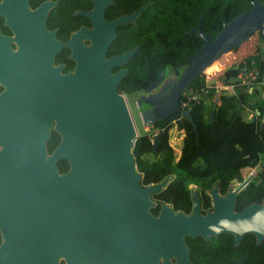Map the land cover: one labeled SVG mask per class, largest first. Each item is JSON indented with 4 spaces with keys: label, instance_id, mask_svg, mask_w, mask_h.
<instances>
[{
    "label": "water",
    "instance_id": "water-1",
    "mask_svg": "<svg viewBox=\"0 0 264 264\" xmlns=\"http://www.w3.org/2000/svg\"><path fill=\"white\" fill-rule=\"evenodd\" d=\"M91 1L93 8L90 11L76 12L89 16L93 27H81L72 34L73 56L76 60L73 71L61 74L58 68L53 69L50 81L42 83L41 86L36 134L38 146L34 150V158L40 164L42 172L35 183L25 186L21 215L25 213L24 218L34 219L33 224L38 226L37 231L42 234V243L39 242L35 248L23 246L22 238H17L14 244L5 239L0 246V254L9 250L10 255L20 263L19 259L30 252L38 256L45 255L44 244L46 242L49 245L55 232L58 238H61L59 241H65L67 218L71 213L67 203L72 195L75 215H78L76 212L79 201L83 200L84 208L89 210L88 214L83 216L84 221L76 220L75 216L72 230L74 241L79 242L80 238H84L87 254H93L97 248V252L101 251L106 241H110V245L105 248L106 252L109 254L114 251V236L109 237L104 225L107 220L116 217L115 209L125 206L133 209L138 227L152 228L154 234L159 235V241L162 240L164 231L169 247L181 246L184 254L173 264H191L184 235L193 238L202 235L208 240L209 233L215 232V224L222 226L220 232L233 234L235 245L239 244L246 233L253 234L256 244H260L264 239V198L261 202L250 203L240 211L235 210L236 193L246 186L253 174L236 188L230 189L224 198L214 195V209L205 216L200 213L196 192L193 193V211L188 216L181 212L172 214L167 205L162 206L158 217L149 213V207L154 206L150 199L151 194L163 188L170 179L165 178L146 187L140 185V174L132 154L138 135L125 97L117 90V84L127 69L111 72V67L125 62L139 47L106 58L108 46L115 37V28L133 21L149 3L129 15L117 17L109 22L104 18V10L113 0ZM54 4L56 2L44 1L31 10L29 0H0V14L5 15L7 21L16 26L15 31L45 35L47 11ZM200 20L201 17L198 24L188 32L197 31L203 42L202 46L180 63L181 66L185 65L181 71L176 69L173 77L165 79L164 72H161L157 81L150 87H158L157 90L140 97L139 104L150 106L141 112L144 124L153 122L155 118L168 117L169 121L178 117L181 112L192 121L190 110L182 111L180 106V98L188 86L214 61L232 52L253 34L257 33L264 39V4L256 0L251 1V7L245 12L228 22L223 20L222 29L214 37L202 32ZM84 36L89 37V45L80 44ZM227 82L240 83V77L230 76ZM248 91H251V88H248ZM215 94L213 108L218 100V92ZM54 119H57L55 129L60 134V142L48 155L45 142L49 138V126ZM158 138L159 135L153 142V148ZM15 154L16 156L11 158L18 160L19 150H15ZM60 159L68 160L72 169L60 174L56 165V161ZM107 199L115 200L116 205L109 209L106 205ZM94 217L107 220L96 222ZM146 238L147 236L143 240ZM78 242L74 243L75 246ZM137 262L138 260L130 259L131 264Z\"/></svg>",
    "mask_w": 264,
    "mask_h": 264
},
{
    "label": "flooded vegetation",
    "instance_id": "flooded-vegetation-1",
    "mask_svg": "<svg viewBox=\"0 0 264 264\" xmlns=\"http://www.w3.org/2000/svg\"><path fill=\"white\" fill-rule=\"evenodd\" d=\"M44 1L56 2L47 11L45 18L47 32L45 35L35 32L15 31L16 26L11 24L10 21H7L5 15L0 14V246L6 240L8 243L12 242L14 244L17 238H22L21 242H24L23 246L27 245L36 248L39 242L42 243V234L37 231L38 226L33 224L34 219L30 217L24 218L25 213L21 215L23 211L21 203L24 199L25 186H28V183L30 185L35 183L38 180V175L42 172L40 164L34 158V150L38 146L36 144L38 141L36 134H38L37 119L40 110L41 86L42 83L50 81L53 75V69L58 68L61 74L73 71L76 60L73 56L72 34L81 27L88 29L93 27L89 16L76 13L77 11H90L93 8V2L91 0H89V6L72 10L70 6L64 2H60V0H29L30 9L34 10ZM115 1L110 2L104 10V18L109 22L117 17L129 15L138 9H133L122 14H118L115 11L112 14L109 13L106 15V9ZM135 3L136 0H130L129 5L133 6ZM146 3H149V7L151 1ZM139 16L134 18L133 21L118 25L115 28V37L108 46L106 58H112L138 46L133 45L120 49L121 47L115 46V41L119 36L126 35L127 33L131 36L130 40L136 39L134 35L137 32V20ZM127 27L129 28L128 30ZM89 43V37L84 36L80 40V44L83 46L89 45ZM257 43L261 47L259 39H257ZM137 50L122 64L111 67V72L115 73L122 68H126L127 74L129 71L127 64L132 60ZM126 74L118 82L117 90L120 94L124 95L127 103L126 98L128 96H134L119 90L120 82ZM166 77L164 73V79ZM150 87L146 89V93L143 95H148L158 88L151 89ZM142 106H144L142 111L150 108L145 103L139 104L140 108ZM180 106L182 111L186 110L182 108L183 105L181 102ZM248 117L251 118L252 115L249 114ZM185 118L188 119L181 112L178 117H174L169 121L167 120L168 117L161 119L155 118L153 122L144 124L141 119L143 124V132L141 134L148 133L151 136L152 149L154 151L157 149L161 136L165 135L166 147L180 152L181 140L185 135V131L179 130L178 124L184 123L183 120ZM188 121L190 120L188 119ZM56 124L57 119H54L49 126L50 135L45 142L48 155L54 151L60 142V134L55 129ZM157 135H159V138L155 148H153V142ZM15 150H19L18 160L11 158L16 156ZM56 165L60 174L72 169L71 163L65 159L57 160ZM261 168L262 165L241 168L240 174L242 180L229 183L227 186L221 182L219 183V181L214 182L211 187L205 189L199 184L188 185V188L192 189L189 210L177 209V205L171 203L169 199L165 201L159 200L157 197L159 192H153L150 199L154 202V206L149 207L148 211L153 217H158L162 206L167 205L170 207L172 214L181 212L185 216H188L193 211V193L196 192L200 213L202 216H205L214 209V195L224 198L230 189L236 188L244 179L252 174L250 173L247 177H243V170L256 169V173L253 174L252 178L254 179ZM137 172L140 174V185L142 187L148 186L143 184V173L138 169ZM125 204L127 205L126 202ZM78 205L76 212L78 215H75L73 212L75 204L72 195L71 200L67 203V206L71 209V213L67 218L65 241H59L61 238L59 239L55 232L52 235V240H50L49 245L46 242L44 244L45 255L38 256L30 252L29 255L22 256L19 259L20 263H18L17 259L10 255V251L6 250L0 254V264H131L130 259L138 260L136 264H173L184 254V251L179 245L177 247H169V242L165 239L167 235L164 231L162 232V240L159 241L157 240L159 235L154 234L152 228L148 229V226L146 229L143 226L138 227L134 217V211L128 206L115 209L116 217L114 219L107 220L94 217L96 222L107 220L104 229L109 237L111 235L114 236V251L109 254L106 252L105 248L110 245V241H106L103 243L101 251L97 252V248L93 254H87L84 248V238H80L79 242L78 240L74 241L72 233L75 216H77L76 220L82 219L84 221V214H88L89 212L88 209L84 208L83 200L79 201ZM106 205L111 209L112 205H116L115 200L107 199ZM214 227L215 230L213 231L215 232L209 233L210 238L208 240L202 235H196L195 238L189 235L183 236L188 248L191 264H197V260L193 254L194 250H201L208 247L218 250L223 245L226 248L232 249V247L236 246L234 244L233 234L220 232L219 229L222 226L219 224H215ZM145 236L147 238L143 240ZM77 242L78 245L75 246L74 243ZM31 249L35 252L33 248ZM39 251L41 252L40 249Z\"/></svg>",
    "mask_w": 264,
    "mask_h": 264
},
{
    "label": "trees",
    "instance_id": "trees-1",
    "mask_svg": "<svg viewBox=\"0 0 264 264\" xmlns=\"http://www.w3.org/2000/svg\"><path fill=\"white\" fill-rule=\"evenodd\" d=\"M148 1H151L150 6L137 20L136 39L130 40L131 36L127 33L115 41V46L120 49L139 46L127 64L128 73L119 85L121 92L132 94L137 97L136 100L157 81L161 72L165 73L166 68L181 71L185 65L180 63L202 46L197 31L188 32L198 24L200 17L202 32L214 37L222 29L223 20L228 22L245 12L253 0H136L133 6L129 5L130 0H116L105 13H126ZM256 1L264 4V0ZM60 2L66 3L71 10L90 5L89 0ZM253 35H257L261 45H264L262 37L257 33ZM240 46L233 50L235 54ZM263 53L261 48L256 53L238 58V62L233 60L217 72H208L217 66L224 54L188 86L180 98L181 104L187 96L197 95V98L182 107L190 110L192 121L185 118L184 123L178 124V129L185 131L180 152L166 147L165 135L161 136L156 151L152 149L148 133L135 139L132 154L137 169L143 173V184H157L170 178V182L157 191L159 200L169 199L177 205V209L189 210L192 189L188 185L199 184L205 189L219 181L227 186L242 180L241 168L259 165L262 168L258 175L236 195L235 210H242L251 202H260L264 197ZM244 67L259 70V84L254 85L251 91L238 83L227 88L228 78ZM216 91L218 100L213 108ZM248 111L252 117L245 119L244 114ZM193 254L197 264H264V239L257 245L255 236L246 233L232 249L223 245L218 250L212 247L194 250Z\"/></svg>",
    "mask_w": 264,
    "mask_h": 264
},
{
    "label": "rangeland",
    "instance_id": "rangeland-1",
    "mask_svg": "<svg viewBox=\"0 0 264 264\" xmlns=\"http://www.w3.org/2000/svg\"><path fill=\"white\" fill-rule=\"evenodd\" d=\"M243 46H240V48L238 49V52H236V54H234V59L233 54H230L232 52H229L228 54H230V56H228V54H225V57L222 60H226L228 61L227 63H229L230 61L232 62V60H236L238 62V58L244 56L247 53H253V52H257V35H253L251 37V39L247 42L242 44ZM259 46V45H258ZM260 47V46H259ZM233 53H235V51H233ZM232 55V56H231ZM238 56V57H237ZM237 57V58H236ZM165 76L167 77H173L174 76V71H170L168 68L165 69ZM166 77V78H167ZM137 97H127V104L129 106V110L133 119V123L135 125V128L137 130L138 135H140L143 132L142 129V121H141V112L144 106H142L141 108L139 107L138 101L136 100ZM243 172V177H247L250 173L254 174L256 173V169H245L242 171Z\"/></svg>",
    "mask_w": 264,
    "mask_h": 264
},
{
    "label": "built area",
    "instance_id": "built-area-1",
    "mask_svg": "<svg viewBox=\"0 0 264 264\" xmlns=\"http://www.w3.org/2000/svg\"><path fill=\"white\" fill-rule=\"evenodd\" d=\"M238 76L240 77V83H238V84L243 85L246 88L252 89V87L254 85L259 84V81H258L259 70L256 68L246 69L244 67L243 69H241L238 72ZM227 87L232 88V84L227 85ZM195 98H197V95L187 96L186 100L183 101V103H182L183 107L187 106L189 101L193 100ZM250 115H252V113H250ZM137 135H138V133H137ZM150 135H151V133H150ZM134 143H135V141H134Z\"/></svg>",
    "mask_w": 264,
    "mask_h": 264
},
{
    "label": "crops",
    "instance_id": "crops-1",
    "mask_svg": "<svg viewBox=\"0 0 264 264\" xmlns=\"http://www.w3.org/2000/svg\"><path fill=\"white\" fill-rule=\"evenodd\" d=\"M257 47V50L259 51V49H264V47H263V45H261V47H259L258 45L256 46ZM257 51V52H258ZM253 53H256V51L255 52H253ZM230 54H233V59H234V54L235 53H230ZM230 54H228V56H230ZM250 54H251V52H250ZM232 56V55H231ZM233 61V60H232ZM228 61H226V60H221V61H219V63L217 64V66L216 67H213V68H210L209 69V71L208 72H217L218 71V69H220L221 67H226V66H229V64H230V62L229 63H227ZM237 76H238V74H236ZM234 76V75H233ZM230 84V83H229ZM228 88V87H227ZM230 89V88H229ZM215 97H216V94H215ZM248 115H249V111L247 112V113H245L244 114V118L245 119H249V117H248Z\"/></svg>",
    "mask_w": 264,
    "mask_h": 264
},
{
    "label": "bare ground",
    "instance_id": "bare-ground-1",
    "mask_svg": "<svg viewBox=\"0 0 264 264\" xmlns=\"http://www.w3.org/2000/svg\"><path fill=\"white\" fill-rule=\"evenodd\" d=\"M136 132H137V130H136Z\"/></svg>",
    "mask_w": 264,
    "mask_h": 264
}]
</instances>
